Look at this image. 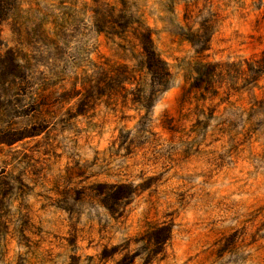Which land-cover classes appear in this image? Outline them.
<instances>
[{
  "label": "rangeland",
  "instance_id": "1",
  "mask_svg": "<svg viewBox=\"0 0 264 264\" xmlns=\"http://www.w3.org/2000/svg\"><path fill=\"white\" fill-rule=\"evenodd\" d=\"M0 264H264V0H0Z\"/></svg>",
  "mask_w": 264,
  "mask_h": 264
},
{
  "label": "trees",
  "instance_id": "2",
  "mask_svg": "<svg viewBox=\"0 0 264 264\" xmlns=\"http://www.w3.org/2000/svg\"><path fill=\"white\" fill-rule=\"evenodd\" d=\"M143 49L146 55V63L148 69L153 73L163 74L164 68L162 66L161 59L156 54L152 42L147 36L143 41Z\"/></svg>",
  "mask_w": 264,
  "mask_h": 264
}]
</instances>
